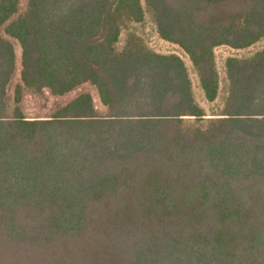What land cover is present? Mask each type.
<instances>
[{
  "label": "trees",
  "instance_id": "1",
  "mask_svg": "<svg viewBox=\"0 0 264 264\" xmlns=\"http://www.w3.org/2000/svg\"><path fill=\"white\" fill-rule=\"evenodd\" d=\"M19 11L0 0V264H264V49L228 57L231 92L208 117L184 60L135 27L150 15L215 102V49L263 39L264 0H29L5 25ZM3 28L22 47L13 98ZM87 82L107 115L89 93L48 118L23 111L25 90ZM78 146L98 172H83Z\"/></svg>",
  "mask_w": 264,
  "mask_h": 264
},
{
  "label": "rangeland",
  "instance_id": "2",
  "mask_svg": "<svg viewBox=\"0 0 264 264\" xmlns=\"http://www.w3.org/2000/svg\"><path fill=\"white\" fill-rule=\"evenodd\" d=\"M29 0H20V11L18 14L13 16L5 25L10 21L16 19L20 14H22L28 6ZM138 32L143 36L146 43L152 47L155 51L163 54H177L185 62L188 67L189 75L193 84V91L196 97V100L203 106L208 114V117H214L213 114L223 112L225 108V101L229 97L231 92V82L232 80L229 77V72L227 68V59L228 57H238V58H248L256 54L258 51L264 49V38L261 39L256 44L248 48H232L229 46H219L215 49V59L216 66L219 73V80L221 85L220 95L217 101L209 102L206 98L205 92L201 84V75L197 70L194 62L190 56L178 45L167 41L159 35L156 22L153 21L150 15L146 16V19L143 23L135 24ZM3 37L10 40L15 47L16 52V70L13 77L12 86L10 89V96L14 97V89L17 84L22 83L21 72H22V47L18 40L12 38L4 31V28L1 31ZM127 33L124 32L119 40L118 46L120 49H123L126 45ZM82 93L91 94L94 106L97 113L101 116L108 114V107L102 103L101 94L96 85L91 82L84 83L77 87L75 90L63 95H55L49 90H44L42 93H37L31 90H25L24 100L22 104L23 111L26 116L30 118H48L56 113L60 108L64 107L66 104L74 100L77 96ZM107 130V133L110 135H115V132H118L119 127L110 126ZM104 132L105 129H103ZM114 131V132H113ZM98 132L94 128H88L81 130V134L84 138L92 139ZM112 133V134H111ZM79 149H83L79 152ZM78 159L81 160L84 167V173L88 175L98 172V169H95L93 161H95V153H90L87 148L78 146ZM92 173V174H93ZM78 190H83V187H78Z\"/></svg>",
  "mask_w": 264,
  "mask_h": 264
}]
</instances>
